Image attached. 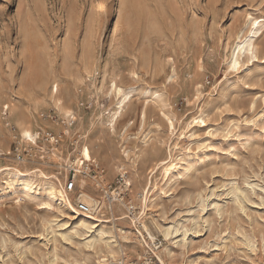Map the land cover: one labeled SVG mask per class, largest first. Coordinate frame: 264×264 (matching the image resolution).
Masks as SVG:
<instances>
[{"label": "rangeland", "instance_id": "obj_1", "mask_svg": "<svg viewBox=\"0 0 264 264\" xmlns=\"http://www.w3.org/2000/svg\"><path fill=\"white\" fill-rule=\"evenodd\" d=\"M256 21L257 53L234 68ZM15 116L39 124L36 146ZM85 145L102 189L127 174L125 200L89 231L0 173V264H264V0H0V170L65 184ZM53 152L59 167L38 164Z\"/></svg>", "mask_w": 264, "mask_h": 264}, {"label": "bare ground", "instance_id": "obj_2", "mask_svg": "<svg viewBox=\"0 0 264 264\" xmlns=\"http://www.w3.org/2000/svg\"><path fill=\"white\" fill-rule=\"evenodd\" d=\"M257 26H259V22L256 21V22L253 23V29H252L250 35L247 38H244L243 40L240 39V40L237 41V43H236L237 45L235 47V50H234V52L232 54V59H231L232 65H233L234 68H236L239 65V60L238 59H239L240 55L247 53V54H250V55L253 56L255 53H257V47H256V44L254 43V38L258 37L259 34H260L259 29L256 28ZM113 88L118 93H121V88L117 85V83H113ZM54 92H56V93L58 92V86H56V85L54 86ZM126 100H127V97L124 100H122V102L119 103L120 104L119 109L122 108V106L125 104ZM5 109L8 111L9 107L5 106ZM10 123H9V126H11V127L14 126L13 124H17L18 125L19 130L18 129H16V130L20 134V139L21 140L26 141L27 143H30L31 145H35V146L37 145V141L36 140L38 139V137H40L41 133L39 132L40 131L39 129H38L39 131H36L35 129L39 128V124L34 126L31 122L28 123L24 119H22L20 117H17V116H15L10 121ZM53 146L57 147L56 145H53ZM57 151L60 152V148H58ZM8 155H11V153H9ZM33 155H32L33 159L31 160V162H29L28 159H27V160H24L23 162H21V164H23V165L18 164V166L19 167L22 166L24 168H27L29 165L36 163L35 156H33ZM55 155H58V153L57 152H53L48 157L49 161L48 160L47 161L43 160V161H40L39 163L38 162L37 163L40 164V165H46V166L50 165V166L59 167L58 165H52L51 162H50L52 157H54ZM0 156H5V155L0 152ZM41 159H43V158H41ZM74 161L77 162L78 166L82 165L83 163H87L88 162L90 164H97L99 166V168H100V165L96 161H93L92 156H91V150H90V148L87 145H85L83 147V149H81V151L79 153V158L75 159ZM62 167L63 168H61V167H59V168L60 169H66V170L69 169V167L65 166L64 164H63ZM6 171L7 172H11L12 171L13 173H8V174L11 175V177L14 178V180H10V181L7 180L6 189H13V188H15V186H17L18 188H21L23 190V193L25 195H27L28 197H31V195H35V194H36V196H38V195L42 196L43 195V197L45 199V203L43 205L46 208H51L53 203H56V204H58L60 206V208L67 209V211L69 210L72 214L76 215L77 217H79V218H80V216L83 217L81 219V222H80L79 226H83L89 231H92L94 229L92 224L89 223V221H91V222L100 221V219L97 218V217L83 216L82 214H79L77 212V210H75L74 205H73V201H72V196L65 192L64 183H62L59 178H57V177H54V178L45 177V176H43V174L41 173V171L39 169H35V170H33V171L29 172V173H24L18 167L2 169V170H0V173L6 172ZM32 174H35L39 179H41V182L40 183L34 182V179L30 178V176ZM101 177H102V180H103V183H104L106 181V179L102 175H101ZM54 179L57 182L54 181ZM81 181H82V178L79 180V182H81ZM88 181H90V179H88ZM92 183L93 182L91 180V182H89L88 185H90ZM85 184H87V181L83 180L82 181V186H84ZM88 185H86V186H84L82 188H87ZM143 202H145L144 203V208L147 207L146 206L147 200H143ZM114 206H115L114 203L106 205V212L108 214H110L111 216H113L114 213H115V209L113 208ZM141 226H143V225L141 224ZM144 228L148 232L149 237L152 240L153 237H152L151 233H149L150 231L145 226H143V229ZM120 231L122 232V235H126L127 234L126 231H123V230H120ZM162 233H163L165 239L169 240L173 234H177L178 232L174 233V231L171 228H166V229H162ZM185 241L186 240L184 239V242ZM110 245L111 244H109L107 246L106 252L108 253V256L112 257V254H114V251H115V247L114 246L111 247ZM168 254H169V251H168ZM164 257H165V255H164ZM161 260H162L161 261L162 264H167L164 259H161ZM107 262H108V260H106V259H102V260L99 261L100 264H106ZM114 264H119V263L116 262Z\"/></svg>", "mask_w": 264, "mask_h": 264}, {"label": "built area", "instance_id": "obj_3", "mask_svg": "<svg viewBox=\"0 0 264 264\" xmlns=\"http://www.w3.org/2000/svg\"><path fill=\"white\" fill-rule=\"evenodd\" d=\"M48 142L53 145L59 144V139L52 135L47 134L46 136ZM17 160L21 163L24 160L26 154L27 157H30L29 150L22 151L20 148L18 149ZM100 168L97 164H90V163H83L82 165H77V162L73 161L68 169V174L66 176L67 181L64 184L65 192L71 196H76L74 201V208L77 210L79 214L88 217H97L102 211H104V207L106 205L121 202L125 200L126 197V190H128V182H127V174H121L118 177L117 182L115 185L107 186V189H102V177L101 173L99 172ZM81 178L90 179L94 183L95 189H102L101 191L105 193L104 199H100L98 197L93 196L91 193L86 191V188H82L79 185V180ZM126 209L128 213H130L135 221L139 223L140 218H137V208H135L131 202H128L126 205ZM140 224V223H139ZM138 224V225H139ZM142 230V229H141ZM149 238V234L146 231ZM152 241V240H151ZM159 241L157 240L155 243H152V249L150 248L151 253L154 251H158L160 249ZM152 260L146 264H160L157 256L153 254Z\"/></svg>", "mask_w": 264, "mask_h": 264}]
</instances>
